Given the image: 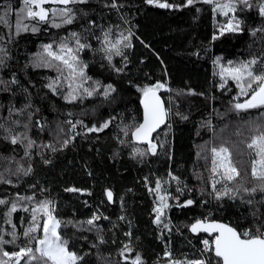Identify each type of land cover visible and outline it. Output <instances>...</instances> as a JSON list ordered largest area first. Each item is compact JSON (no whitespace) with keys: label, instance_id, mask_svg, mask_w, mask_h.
<instances>
[{"label":"trees","instance_id":"obj_1","mask_svg":"<svg viewBox=\"0 0 264 264\" xmlns=\"http://www.w3.org/2000/svg\"><path fill=\"white\" fill-rule=\"evenodd\" d=\"M167 2L176 7L158 8L146 0H115L117 6L112 7L113 0H87L70 5L76 12L71 25L40 24L39 32L17 34L22 0H0V16L7 20L0 22V199L7 202L0 205V234L11 239L8 233L13 229L4 222V213L17 203L11 221L18 237L15 244L4 245L5 250L27 244L23 232L31 208L43 200L51 201L57 218L67 224L61 233L70 250L83 257L79 264H132L136 255L143 264H168L166 249L176 259L198 258L204 236L189 230L197 219L227 223L238 231L264 226V192L260 191L264 181L251 176L253 153L247 148L257 126H264V109L237 111L235 103L247 97L239 96L230 79L221 87L219 75L220 65L229 61L255 58L264 63V17L259 15L264 0H250L251 8L240 5L243 10L235 15L242 21V31L222 36L220 29L230 17L214 13L213 5L203 0L188 6H182L186 0ZM24 23L29 29L36 24ZM257 25L262 37L248 51ZM109 29L118 35L132 33L131 47L114 58L121 68L118 75L107 71L97 39L102 40ZM73 31L82 43L91 45L79 54L91 77L85 86L95 87L93 82L98 81L101 89L69 103L63 98L68 92L66 82L62 80L55 93L47 87L60 74L42 65L39 56L42 45L58 42ZM157 82L165 85L158 95L168 116L152 139L157 146L153 155L148 145L134 142V127L129 126L142 120L140 89ZM108 84L116 90L106 98L103 87ZM105 122L108 127L102 131H88ZM12 136L19 138L17 144L11 143ZM29 140L34 142L31 148ZM221 146L232 153L240 176L218 183L221 194L225 184L232 192L217 199L212 184L220 177L212 175L210 149ZM158 179L172 197H178L169 199L171 207L160 225L154 223L156 193L149 191ZM253 188L257 190L252 192ZM107 190L112 192L111 201ZM188 199L194 203L177 206ZM94 215L100 218L88 225Z\"/></svg>","mask_w":264,"mask_h":264},{"label":"snow or ice","instance_id":"obj_2","mask_svg":"<svg viewBox=\"0 0 264 264\" xmlns=\"http://www.w3.org/2000/svg\"><path fill=\"white\" fill-rule=\"evenodd\" d=\"M148 4H153L158 8H172L175 5L167 2V0H146ZM204 3L213 5L212 11L219 13L225 17H230L227 23L221 27L220 35L225 32L242 31V21L237 19L235 13L239 6L243 5L246 8H251L253 5L250 0H203ZM87 0H22V7L19 9V14L16 20V33L31 31L39 32L38 25L45 24L53 28H61L64 25L73 24L76 19L75 10L70 5L85 4ZM194 0H186V4L182 6L192 5ZM116 7L115 0L111 5ZM243 10V9H239ZM231 14V15H230ZM259 15L264 17V3L259 4ZM24 20L35 21L30 29L29 25L24 23ZM59 20V22H57ZM0 22L7 23L5 17L0 16ZM112 30L109 29L103 33V39H97L102 44L100 51L104 54V58L111 64L113 56H122L123 49L131 47V31L125 35L120 33L115 40L111 39ZM3 37H0L2 39ZM218 37L214 36L213 39ZM74 41V45L73 42ZM55 44V47H54ZM90 44L82 43L80 34L71 32L67 37H61L58 42L42 45L43 53L40 54V63L44 66L55 68L60 74L52 83L48 84L54 93L63 80L67 84L68 92L63 97L67 102L72 103L77 99H82L83 96L91 97L95 93H99L101 85L98 81L93 82L95 87H86L85 85L91 80V77L86 75L85 69L87 65L80 59V52L85 48H90ZM2 51V49H0ZM2 63V61H0ZM216 63H220L217 58ZM257 65H259L257 67ZM119 71V69H117ZM220 79L224 82L221 87H224L230 79L235 82L239 89V96L247 97L244 102H237L234 108L237 111H247L250 109H264V63L258 62L253 58L248 61H240L233 63L229 61L227 65H220ZM16 81L13 80V83ZM3 83V81H0ZM165 85L157 82L154 85H146L140 91L142 92L143 104V120L141 123L134 126L131 132L132 139L137 143H145L148 145V151L153 155L156 154V144L152 142V134L165 123L168 112L158 95L159 90ZM116 89L108 84L103 87V95L107 98L111 92ZM71 123V122H69ZM109 122H105L101 127L93 126L88 131H102L108 127ZM3 127V125H0ZM27 127V125H25ZM75 127V125H73ZM128 132L125 130V135ZM17 136L11 137V143L17 144ZM34 142L28 141V148L32 147ZM67 144V141H65ZM247 148L252 150L253 158L251 160V176L259 181H264V126H257L256 135L251 138L247 144ZM137 154L143 156L145 153L139 149L135 150ZM211 172L213 177L219 176L220 179L213 181V191L217 192L216 198L220 199L222 195H229L232 189L225 184V190L221 194L216 185L221 182H231L240 176V171L233 162L232 153L227 147H213L211 149ZM27 154V153H26ZM30 172L31 169H28ZM27 175V172H25ZM171 175V174H169ZM173 180H179L177 177H172ZM9 183L11 181H8ZM164 183H167L165 181ZM257 189H251L255 192ZM68 191H77V189H68ZM150 192H155L158 203L153 209L155 212L154 223L160 225L163 223V218L166 214V209H169V199H176L163 188L161 181L158 179L155 182V188L149 189ZM178 193H183V190L177 187ZM248 191V189H245ZM260 191L264 192V184L260 186ZM108 200H112V192H107ZM31 201L33 197H19V200ZM7 202L0 199V205ZM194 203L188 199L183 204H177L178 207L190 206ZM25 212L29 211L28 207H24ZM17 211V203H12L11 207L4 213L6 217L5 223L10 224L13 231L8 233L11 239L6 240L3 234H0V264H79L83 257L79 256L75 251L70 250L68 241L63 237L61 228L66 227L55 215V206L51 201H38L31 208V220L29 226L24 230L23 235L27 238L25 246H18V250L8 251L4 249L6 244H15L18 239L15 228L12 223L11 216ZM100 217L94 215L86 221L88 225H94V222ZM71 223V222H68ZM83 223V222H81ZM76 226V225H74ZM167 228L168 225L164 224ZM190 231L193 233H206L210 239L202 240L203 249L198 258H185L183 260L173 258L172 252L165 250L164 255L168 258V264H264V226L257 227L255 231L246 229L238 231L235 227L227 223H221L208 218L197 219L190 225ZM3 229H0V233ZM130 235V233H129ZM103 243V239L100 240ZM127 251H131L128 246H125ZM211 253V256L207 254ZM121 255H124L122 250ZM132 264H143L140 255H136L132 260Z\"/></svg>","mask_w":264,"mask_h":264},{"label":"rangeland","instance_id":"obj_3","mask_svg":"<svg viewBox=\"0 0 264 264\" xmlns=\"http://www.w3.org/2000/svg\"><path fill=\"white\" fill-rule=\"evenodd\" d=\"M205 10H207L208 8L205 6L204 7ZM226 24V23H225ZM254 33L256 34V39H254V41H251L247 46L249 47L248 48V51H252L254 49V45H255V42L257 43V41H259L262 37L261 35V28H260V25H257L254 29ZM119 35L118 34H114L112 33L111 35V39L115 40L116 38H118ZM104 56V54H103ZM119 56H113L112 58V62L111 64L104 58V62H105V67L107 69V71L112 74V75H118L120 74L121 72V68L118 66V64L116 63L115 59L114 58H117ZM117 69H119V71H117ZM218 148V147H217ZM212 149V148H211ZM210 149V151H211Z\"/></svg>","mask_w":264,"mask_h":264},{"label":"water","instance_id":"obj_4","mask_svg":"<svg viewBox=\"0 0 264 264\" xmlns=\"http://www.w3.org/2000/svg\"><path fill=\"white\" fill-rule=\"evenodd\" d=\"M143 98V97H142ZM161 98V97H160ZM141 101H142V99H141ZM141 101H140V106H141V109H142V120H143V104L141 103ZM161 101H162V99H161ZM163 102V101H162ZM164 104V103H163ZM164 107H165V105H164ZM142 120H141V122H142ZM167 124V118H166V121H165V123L164 124H162L153 134H152V139H153V137L165 126ZM135 142V141H134ZM136 144H138V145H147V144H145V143H137V142H135ZM109 190H107L106 192H105V195H106V198L108 199V197H107V192H108ZM112 198H113V195H112ZM222 223V222H221ZM189 230H190V228H189ZM190 233L191 234H193L194 236H199V235H202V236H204V237H208V234H206V233H193V232H191L190 231ZM208 238H210V237H208Z\"/></svg>","mask_w":264,"mask_h":264},{"label":"built area","instance_id":"obj_5","mask_svg":"<svg viewBox=\"0 0 264 264\" xmlns=\"http://www.w3.org/2000/svg\"><path fill=\"white\" fill-rule=\"evenodd\" d=\"M206 238H208V237H204L203 239H206ZM203 239H202V240H203ZM208 239H210V238H208ZM202 240H201V245H202V248H203L204 246H203V244H202Z\"/></svg>","mask_w":264,"mask_h":264},{"label":"bare ground","instance_id":"obj_6","mask_svg":"<svg viewBox=\"0 0 264 264\" xmlns=\"http://www.w3.org/2000/svg\"><path fill=\"white\" fill-rule=\"evenodd\" d=\"M222 183V182H221Z\"/></svg>","mask_w":264,"mask_h":264}]
</instances>
